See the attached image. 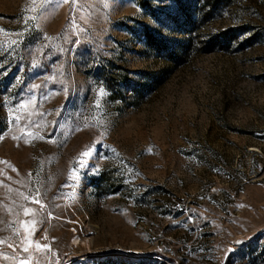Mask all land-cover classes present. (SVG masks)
I'll return each instance as SVG.
<instances>
[{"label": "rangeland", "instance_id": "1", "mask_svg": "<svg viewBox=\"0 0 264 264\" xmlns=\"http://www.w3.org/2000/svg\"><path fill=\"white\" fill-rule=\"evenodd\" d=\"M23 261L264 264V0H0V264Z\"/></svg>", "mask_w": 264, "mask_h": 264}, {"label": "trees", "instance_id": "2", "mask_svg": "<svg viewBox=\"0 0 264 264\" xmlns=\"http://www.w3.org/2000/svg\"><path fill=\"white\" fill-rule=\"evenodd\" d=\"M191 45H192L191 41L187 42L186 44H183L181 46V48H182L181 53L186 54L188 52V50L191 48Z\"/></svg>", "mask_w": 264, "mask_h": 264}, {"label": "bare ground", "instance_id": "3", "mask_svg": "<svg viewBox=\"0 0 264 264\" xmlns=\"http://www.w3.org/2000/svg\"><path fill=\"white\" fill-rule=\"evenodd\" d=\"M79 240L78 236L75 238V241ZM20 264H29L27 261H23Z\"/></svg>", "mask_w": 264, "mask_h": 264}, {"label": "built area", "instance_id": "4", "mask_svg": "<svg viewBox=\"0 0 264 264\" xmlns=\"http://www.w3.org/2000/svg\"><path fill=\"white\" fill-rule=\"evenodd\" d=\"M78 231H75V233H77Z\"/></svg>", "mask_w": 264, "mask_h": 264}]
</instances>
